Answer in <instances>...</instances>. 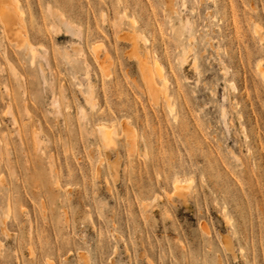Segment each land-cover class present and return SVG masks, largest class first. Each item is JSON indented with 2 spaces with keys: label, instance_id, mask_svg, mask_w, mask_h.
Listing matches in <instances>:
<instances>
[{
  "label": "rangeland",
  "instance_id": "rangeland-1",
  "mask_svg": "<svg viewBox=\"0 0 264 264\" xmlns=\"http://www.w3.org/2000/svg\"><path fill=\"white\" fill-rule=\"evenodd\" d=\"M5 1L0 264H264V0Z\"/></svg>",
  "mask_w": 264,
  "mask_h": 264
},
{
  "label": "bare ground",
  "instance_id": "bare-ground-1",
  "mask_svg": "<svg viewBox=\"0 0 264 264\" xmlns=\"http://www.w3.org/2000/svg\"><path fill=\"white\" fill-rule=\"evenodd\" d=\"M173 10H174V7L171 4H169L168 8H167V12H166V18L169 19V15L173 12ZM0 23L2 24V26L4 28L3 30L5 31L6 36H8L10 39L15 40V42L20 44V42L22 41L21 40L22 28L18 26V24L20 23V19H19L18 13H17V9L15 7H10V6L8 7L5 0H0ZM135 23H136V21L132 18V24L134 25ZM66 26H67V24H66ZM143 39H144V41L148 40V39L146 40L145 37ZM136 46H137V43H136ZM94 50L97 53L98 48L95 47ZM183 56H184V54H183ZM152 58H153L152 60H148L147 56H145L143 61H141V59H139V60L141 61L140 66L144 71L145 82L147 85L146 87L150 90V92L154 93L157 90V86H156L157 83L155 82L156 77H158L159 80L161 79L163 81V83H162L163 85L168 83V82H167V78L165 77V75L163 73L164 71H163L161 64L156 60L155 57L152 56ZM104 62H101L100 65L108 73L107 66L104 65ZM163 87L165 88V86H163ZM168 107H170V106H168ZM122 128H123L124 133L127 137V141H134L136 139L135 133L131 128H127L125 126H123ZM98 130L100 132L99 134L101 135L102 140L104 141V143L107 146H109L110 144L113 143L114 137L116 136V131L113 129V126H108V124L106 125V124L102 123L98 127ZM188 182H190V181H188ZM180 184L182 185V181H180L179 179L175 181V185H176L175 191L176 192H183V189H181V186H180V188L178 187V185H180ZM226 246H228V245H226Z\"/></svg>",
  "mask_w": 264,
  "mask_h": 264
}]
</instances>
